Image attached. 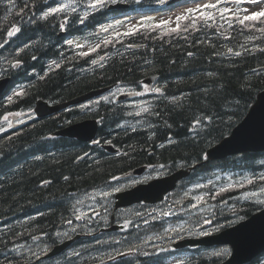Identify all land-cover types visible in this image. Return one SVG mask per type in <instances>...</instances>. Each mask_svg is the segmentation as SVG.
<instances>
[{
	"label": "trees",
	"instance_id": "16d2710c",
	"mask_svg": "<svg viewBox=\"0 0 264 264\" xmlns=\"http://www.w3.org/2000/svg\"><path fill=\"white\" fill-rule=\"evenodd\" d=\"M20 1L15 0L16 5L21 4ZM30 1L35 7L31 11L25 9L22 15H17L19 7L9 12L7 0L0 2V43L9 40L7 47L0 49V66L7 71L12 83H25L24 95L13 97L12 103L0 95V117L5 111L15 114L25 109L29 111L37 99L63 102L114 83L141 90V79L149 75L157 76L155 85L162 89L163 95L158 94L152 101L151 114L145 113L142 123H131V128L120 126L123 108L99 102L96 109L88 113L72 107L44 118L30 117L18 122L17 129L12 127L13 130L0 136V264L27 263L24 253L11 252L19 242L30 243L33 237H36L34 241L56 242V238H52L54 230L65 226L72 216L73 209L66 202L68 198L106 184L132 164L163 165L170 170L178 164L190 166L200 162L205 151L228 135L245 116L257 94L264 89V51L259 50L264 49V34L255 30L264 24L258 21L247 22L255 27H244L233 21V27L229 28L215 18L212 27L198 22L195 30L189 28L175 33L155 27L138 29L133 35L114 38V43L81 57L80 50L65 44L68 36L81 34L89 40L100 38L97 25L116 11H107L105 7L81 24L78 16L87 10L88 0H77L80 6L75 14L61 13L47 21L37 19L35 23H27L38 8H46L44 0ZM61 1L48 0L47 6L53 7ZM117 1L145 5L155 0ZM65 15L70 22L63 31L65 35L58 36L62 32L59 24ZM190 23L187 19L180 21L181 28ZM13 24L20 26L22 32L8 38L7 30ZM24 43H29L30 47L17 56L16 49ZM254 47L257 50L245 51ZM228 48L241 55L229 53ZM189 52L193 55L189 56ZM101 57H104L101 63H92ZM15 59L23 64L16 70L9 63ZM53 60L60 63L59 68H55ZM45 72L48 75L45 76ZM88 117L99 121L103 117L98 130L101 142L109 141L121 150L129 149L130 154L111 155L97 145L51 135L70 122ZM204 117H209L210 122ZM196 118L202 120V126L191 132L189 129ZM125 143L127 145L123 146ZM259 155L247 152L241 158L209 162L206 167L226 162L244 164L253 173L260 167L255 162ZM202 174L206 176L204 171ZM251 179L253 183L245 182L244 187H239V183L224 187L227 190L215 199L210 196L219 188L213 187L206 191L209 200L219 205L243 189L253 188L259 181ZM236 206L245 215L256 209L250 201ZM237 208L231 207V210ZM90 248L89 253L97 255L100 251L99 246ZM95 256L75 264H100ZM70 261L67 264H72ZM134 261L136 259L125 257L112 264H135ZM222 261L216 257L199 259L195 264H221ZM142 264H148L147 259Z\"/></svg>",
	"mask_w": 264,
	"mask_h": 264
},
{
	"label": "rangeland",
	"instance_id": "374dc122",
	"mask_svg": "<svg viewBox=\"0 0 264 264\" xmlns=\"http://www.w3.org/2000/svg\"><path fill=\"white\" fill-rule=\"evenodd\" d=\"M215 1H217V0H188L187 2H185L184 4H181L179 6H175V7L169 6L168 8H164L160 11V13L154 12L153 13L154 16L150 20H156L158 18H162L161 20L169 21V23L167 25H173V23L176 20V16L184 14L187 9L199 7L201 3H214ZM20 3L21 4L16 5V7H19V8H21L20 6L23 7L24 0L20 1ZM29 3H30V5L32 4L30 0H29ZM224 6H227L228 8L233 9V10H240L243 14H246L244 11L245 9H247V13L252 12L254 10H258L260 8H263L264 4H260L259 7H257L256 5H254L250 2L238 3V0H229L227 2V4L226 5L224 4L222 7H224ZM36 12H41V10L38 9V11H36ZM119 19H122V17H120ZM130 19H131V21L129 22L130 24L133 23V21H135L136 23H140L142 21V19H144V16L134 14V15L130 16ZM121 23H122V24H120L121 27H128L129 26V23L126 22V19L121 21ZM115 29H117V27L111 28L107 33H109L112 30H115ZM232 31H234V30H232ZM76 40H78V39H76ZM47 50H49V46H48ZM118 88H123V89H121V91H118ZM124 89L126 90L128 88H125V87L114 88L110 92L106 93L104 95L105 97H103V99H90L86 102L79 104L78 107L81 110H86V109H91V110L93 109L94 110V109H96V107L98 106V103L100 101L110 102V100H112L114 98V95H117L118 93L124 91ZM112 102H114V101H112ZM124 106L127 109L125 108L123 115L125 116V118H126V116L129 115L128 117H130L129 119L131 121L129 119H125V118H124L125 120H123V121L124 122L129 121L134 125L135 124L140 125L142 123V121H139V119L141 118L140 115L142 113L140 115H136V113L139 112L142 107H147V99H145V98L129 99L128 98L125 101ZM19 114L20 115H28L30 113H23L22 112ZM7 121L9 122V119H7ZM1 126H2V124H1ZM134 127H136V126H134ZM1 142L3 143V140ZM96 153L97 152H94V154H96ZM261 160H262V162H264V156H262L259 161H261ZM213 169H211L210 171H208L206 173L205 177L206 178L209 177V178H208V180H206L203 183V186L206 185L208 188H206V189L201 188L202 185L199 184L200 179L195 178V183H197L196 185H200V188L195 187L196 185H191V186L186 185L182 188V190H179V188H178L176 190V194H175L174 198L171 201L173 203L175 202V204L180 206L179 202L183 203L184 200L186 199V197L193 196V197H191L192 200H190V201L194 203V201H195L194 197H196L198 194L202 195L201 192L204 189H205V191H208V190L211 191L213 187H216L218 181H220V182H223V181L224 182H228V181L233 182L234 181V177L232 174L226 175V177H224V176L221 177V174L218 171L214 172ZM155 170L157 171V169H155ZM260 171L264 172V166L260 168ZM151 173H152V171H151ZM236 175L240 176V173L238 172V174H236ZM215 179H218V180H215ZM210 180L212 181L211 184H209ZM122 182L123 181H117L116 183H107L105 185H101L100 187L95 186L92 189L88 190V192L89 191H92V192L85 193V191H83L82 194H80V196L74 194L71 197H69L68 200L66 201L67 203L68 202L70 203L71 209H73V206L75 205L76 208L81 209V210L85 211L86 213H90V206H91V207L96 208L101 213V216H106L107 221H108L109 215L112 213L117 218V220H116L117 223H120V222L125 223V221L129 222L128 227H127L128 229L123 231L120 234H114L111 231H107V232L101 231V232H98L99 234L98 233L93 234L94 231L91 230L92 226L94 224L98 225V223H100V222L105 223V221L102 219H99V218L93 219L91 223H86L85 221H81V222L76 221L74 219V215H73V211H72V218L74 221L73 224L71 226L70 225L66 226L65 229L58 227L57 229L54 230L53 235H52V238L54 239L58 236L57 233H59V234H62L63 232L68 233L72 230L73 227H75L76 229H82L84 232H86L83 234L82 240L79 241L80 244L68 253L67 257L71 258V261L82 262L83 258L95 255V253H89L88 252V251L92 250L90 248L91 246H104L105 245L104 246V249L106 247L105 250L117 249L118 246H120L122 249L127 251L128 247L130 245H132V246H138L137 251H139V252H142V253L152 252V251H155V248L153 247L154 244L163 242L166 238L169 237L170 234L173 233L172 231L166 233L165 229L175 228L176 226L171 227L172 226L171 224L175 222V219H172V220L164 219V220H162L161 223L165 224V225L160 224V222H159V226L156 225V223H152V225L154 226L153 230H148V227H146V225H144V221L141 220V219H144L147 217L157 215V213L159 212V209H161V212H166L167 208H173V207L168 206V201H165V202L158 204V205H155V206H144V205L139 204V205H133L131 207H127V208H123V209H119V210H114L112 197L110 198V196H109V197H107V199H104L98 195V193L101 191H110L111 192V190L113 188L118 187ZM257 187L258 188L254 189L250 192H245V193L241 194L240 197L243 199L250 198L253 201H255L256 203L260 204L261 207H263L264 206V193H261L260 189L264 188V183L257 185ZM96 189H97V191H94ZM253 192H255L256 195H252ZM186 193H187V195H185ZM90 196L94 197V199H89ZM77 200H82L83 204H78ZM177 201H179V202H177ZM191 205H192V203H189L186 207H183V208L178 207L176 209V211L178 212L179 210H183V211H185L184 215L186 217L189 216L190 214H192L193 217L198 216V218L204 217L205 215L210 216L213 213V207L211 205H203V206H200V207L195 208V209L191 208ZM105 207L107 208L106 212L104 210ZM153 210H156V211H153ZM221 211H223V212L221 214H219L218 216H216V220H219L220 223L214 224L213 225L214 228H218L220 226L225 227L226 224H228V226H229V225L234 224L237 221H240V220L245 218L242 214L237 215V216H228L227 218H224V214L226 213V210H221ZM227 212H228V210H227ZM136 213H141V215L138 216V215H136ZM173 214L174 213H170V216H172ZM204 218H207V217H204ZM202 220L204 221V219H202ZM149 221H152V220L149 218ZM194 221H195V219H193V220L190 219L189 225H192V227H193ZM143 225H144V228H143ZM131 227H133V228H131ZM98 241H99V243H98ZM115 241H120V243H115ZM22 246H23L22 249L20 246H18L17 248L20 251V253H24V255L26 256V258H25L27 260L26 264H34L35 262H37V264H65L62 256H60L59 258H57V260H54V261H44L43 258H40V253H41L40 247H39V244L36 243L34 240L31 241V244L26 243ZM77 249L78 250L84 249L85 252L79 256L71 255V252H77ZM224 249H227L226 253L223 252ZM229 251H230V248L225 245V246H218V247L210 248L206 251V253L208 256H210V255H214L213 253L222 252L223 256H218V258L221 259V258L227 256L229 254ZM33 252L36 253V256L32 255ZM37 257H39V258H37ZM68 258H67V261L69 260ZM175 258H177V257L170 259V263L173 262ZM262 262H264V257H262ZM6 264H12V262H6Z\"/></svg>",
	"mask_w": 264,
	"mask_h": 264
},
{
	"label": "snow or ice",
	"instance_id": "6c2138e0",
	"mask_svg": "<svg viewBox=\"0 0 264 264\" xmlns=\"http://www.w3.org/2000/svg\"><path fill=\"white\" fill-rule=\"evenodd\" d=\"M0 2H3V0H0ZM117 0H88L87 4L85 5V8L87 10H85L82 14H80L78 16V22L83 24L85 22V20L94 12H97L105 7L108 6L109 3H116ZM228 0H217L216 3H201L199 7H196V8H189L186 10V12L184 14H181V15H178L176 16V27L175 28H171L169 29V32L170 33H175L177 31H188L189 28H192V29H196V26H197V23L198 22H202L204 24V26L206 27H212L214 24H215V16L213 14L212 11L210 10H217L219 12V15H220V19L224 20L226 24H228V27L229 28H232L233 27V21H235L236 23L244 26V27H255V25H249L247 22H259L260 24H264V8H260V10L258 11H252L250 14L247 13V9H245V13L243 15L242 18H239L238 16V12H232V10L230 8H228L227 6H224V7H221V4H227ZM245 2H250L254 5H256L257 7H259L260 4H264V0H238V3H245ZM158 3L160 4H164L166 3V0H158ZM44 4L47 8V10H43L41 11L40 15L37 17L35 12L32 13V15L29 17V20L27 21V23H35L36 20H44V21H47L50 17H55L61 13H77V8L80 6L78 3H77V0H71V2L69 3H58L57 6L55 7H51V6H47L48 4V0H44ZM7 5H9L8 7V11L11 12L12 11V8H15L16 7V3H15V0H7ZM32 7H35L34 4H31L29 3V0H24V4H23V7L20 8V11L17 13V15H22L25 13V9H30ZM225 14H230V15H225ZM190 20L191 23L183 28H181V25H180V21L182 20ZM209 21H211L212 23L209 24ZM69 18L67 15H65L63 17V22H61L59 24V29L60 31H66L67 30V25L69 24ZM169 21L167 20H162L160 21V24L159 25H156V27H160L162 25H166L168 24ZM116 24H121V21L117 20L116 21ZM112 27H114L112 24H109L107 27L101 25L100 28H99V31L100 32H108L109 29H111ZM255 30L256 31H259L260 33L264 34V27H255ZM138 31L137 27L135 25H133L132 27H130L127 31L123 32V33H120V32H117L116 33V36L119 37L121 35L123 36H130V35H133L135 34L136 32ZM22 32V28L20 26H17L16 24H13L8 30H7V37L8 38H13V37H16L17 34H20ZM225 39H228L227 36H224ZM9 43V40H4L3 43H0V49L4 48L6 44ZM66 43L72 47L74 46L75 48L79 49V48H82L83 45L82 44H79V43H76L75 41L73 40H67ZM114 43V40L113 39H109V38H105L103 40H101L99 43H95L94 46H89V50L87 52H79V56L83 57V56H87V55H90V53L92 52H95L98 48H101L102 46H107L109 44H112ZM30 47V44L29 43H24L23 44V47H18L16 49V55L19 56V54L21 52H23L25 49L29 48ZM257 50L255 47L253 49H245V51H255ZM260 51H264V49H259ZM228 52L229 53H233V49L232 48H228ZM235 56H240L241 55V52H234L233 53ZM189 56L193 55V53L189 52L188 53ZM34 60L36 59L35 56L32 57ZM101 59H103V57H101ZM10 63V67L12 68H19L21 66V63L22 61L19 60V59H15ZM93 64L96 63L95 60L92 61ZM52 64L55 66V68H59L60 67V63H57L55 60L52 61ZM50 70L51 67H50ZM253 71L255 72V69H253ZM48 75L47 72H45V76ZM209 75H212L211 73H209ZM40 79H43V77H40ZM118 91H121V89H118ZM144 92L147 93V92H153V93H156V94H160V95H163L162 93V89L160 87H154V88H148V87H145L144 88ZM135 95L139 96V95H142L143 93L141 92H135L134 93ZM24 95V90L21 88L17 91H14L13 94L11 96H8L6 99H7V102L8 103H12L13 102V97H20V96H23ZM177 99L176 97H173V100ZM141 113H149V108L148 107H142L140 109L139 112L136 113V115H140ZM151 114V113H149ZM16 115H20L19 113H17ZM3 119L5 121H7V116H4ZM205 120H208L210 122V118L209 117H204ZM100 123H103V117H101ZM9 123V126H11V122H8ZM202 126V120L200 118H196L192 121V126L191 128L189 129V131L191 132H195L196 128L197 127H200ZM0 131H4L3 128H0ZM133 131H135V129H133ZM169 142L171 143V139H169ZM92 143L93 144H100L101 141L100 140H92ZM104 143H110L109 141H104ZM207 157H205L206 159ZM161 168H163L164 166L163 165H160ZM65 180L68 179V177H65L64 178ZM113 179H117L116 177H113ZM257 179L259 180H264V175H260L259 177H257ZM248 183V184H252L253 183V180L252 179H248V178H245V181L243 182H240L239 183V187H244V184ZM212 181L210 180L209 181V184H211ZM197 187H200V185H197ZM229 188L232 187L231 184L228 185ZM227 189L224 188V187H220L219 188V191L211 194L210 198L211 199H215L217 195H220L221 193H223L224 191H226ZM120 191V188L119 187H116V188H113L110 191H101L98 193L99 196H101L102 198L104 199H107V197H109L112 192H119ZM260 192L261 193H264V188H261L260 189ZM187 195V193L185 194ZM252 195H256L255 192L252 193ZM89 199H94V197L90 196ZM167 199V198H166ZM196 203L192 204L191 205V208L195 209L197 208L200 203L202 201H204V197H201V196H196L194 197ZM178 202V201H177ZM77 203L78 204H83V201L82 200H77ZM105 212L107 211V208L105 207ZM153 211H156V210H153ZM161 215L163 216H168L170 215V211L168 212H163V213H160ZM73 215H74V219L76 221H85L86 223H91L93 219L95 218H99V219H102L105 221V223L107 222V218L106 216H101V213L94 207H91L90 206V213H86L85 211L81 210V209H78L75 207V205L73 206ZM136 215H141V213H136ZM153 219H155V217H153ZM66 223L68 225H72L73 224V220L69 219L66 221ZM145 224L148 223L147 220L144 221ZM204 223L207 224V223H211L210 220H207L205 219L204 220ZM128 224L129 222L128 221H125V223L121 226L122 228L126 229L128 227ZM183 227L180 226L179 229H176V228H172V229H165V232H169V231H172V232H178L179 231H183ZM72 231H76V228L73 227L72 228ZM200 235H208L209 233L207 232H204V231H201V233H199ZM57 235H60L59 233H57ZM63 235H67V233H64ZM33 239L35 240L36 237H33ZM99 243V241H98ZM115 243H120V241H115ZM138 250V246H132L130 245L127 249L126 252H123V251H120V250H115V255L116 256H124V255H128V254H131L133 252H136ZM224 253L227 252V249H224L223 250ZM214 255H217V256H220L222 255L223 253L222 252H216V253H213ZM33 256H36V253L33 252L32 253ZM71 255H74V256H79V253L78 252H73L71 253ZM145 255H147V253H145ZM39 258V257H37ZM108 258L111 260V259H115V256H113L111 253L108 254ZM177 264H184L183 260H180L178 259L177 260Z\"/></svg>",
	"mask_w": 264,
	"mask_h": 264
},
{
	"label": "water",
	"instance_id": "95a60500",
	"mask_svg": "<svg viewBox=\"0 0 264 264\" xmlns=\"http://www.w3.org/2000/svg\"><path fill=\"white\" fill-rule=\"evenodd\" d=\"M152 80L153 77L144 79L143 82L150 83ZM107 89L108 87L89 90L60 103H48L40 99L35 103L34 112L37 118H43L71 105L98 96ZM126 97L127 95H122L121 98L124 99ZM97 130L98 122L90 118L69 124L57 130L55 134L75 137L81 142H86L95 136ZM108 149H111V147L109 146ZM260 149H264V91L259 94L257 102L252 106L243 122L233 130L229 137L209 149L207 155L210 158H218L237 151ZM164 190L167 189L159 184L150 187L149 192H144L145 188H139L119 193L117 197L120 199L119 205H125L141 198L145 200L159 199ZM187 243L204 245L229 244L232 248V254L227 259L226 264H240L249 261L264 251V208L218 234L208 238L187 240Z\"/></svg>",
	"mask_w": 264,
	"mask_h": 264
},
{
	"label": "bare ground",
	"instance_id": "6f19581e",
	"mask_svg": "<svg viewBox=\"0 0 264 264\" xmlns=\"http://www.w3.org/2000/svg\"><path fill=\"white\" fill-rule=\"evenodd\" d=\"M52 28V27H51ZM4 98H6V97H4ZM36 103V102H35ZM56 103V102H55ZM111 104V103H110ZM34 107H35V104H34V106H33V108L31 109V110H29V111H27V109H25V111H22L23 113H32V112H34ZM90 110L91 109H86V110H81L80 109V111H82L83 113H88V112H90ZM13 112V111H12ZM21 112V113H22ZM96 113V112H95ZM82 115V114H81ZM129 116V115H128ZM95 118V117H94ZM79 121V120H78ZM78 121H75V122H78ZM75 122H70V123H68L67 125H69V124H72V123H75ZM239 122V121H238ZM238 122L235 124V126L238 124ZM67 125H65V126H67ZM64 126V127H65ZM125 126H128L129 128H131V126L130 125H125ZM234 126V127H235ZM12 127H15L14 125H12L10 128H12ZM233 127V128H234ZM0 128H2V126H1V123H0ZM9 128V129H10ZM61 128H63V127H61ZM61 128H59L58 130H60ZM232 128V129H233ZM231 129V130H232ZM57 130H54V131H52V133H54V132H56ZM104 153V152H103ZM111 157V156H110ZM157 167V169L158 170H160V171H165V170H169L167 167H163V168H161L160 166H156ZM173 169H175V170H178L179 172H181L183 175H185V174H190L192 171H193V165H186V164H178L177 166H175ZM175 170H172V169H170L169 171H171V172H174ZM211 170V169H210ZM209 169H205L204 170V172H205V174L208 172V171H210ZM213 171L214 172H216L217 170L216 169H213ZM174 174H177V172L175 171V173ZM212 176V175H211ZM209 178V177H208ZM208 178H206L207 180H208ZM218 178V177H217ZM215 180H218V179H215ZM197 183H193V185H196ZM205 189L206 188H208L206 185H204L203 186ZM195 189V188H194ZM94 191H97V189L96 190H94ZM90 192H92V191H85V193H90ZM95 193V192H94ZM80 194H82V193H79V196H80ZM83 200V199H82ZM165 204V203H164ZM73 211V210H72ZM88 211V210H87ZM114 211V210H113ZM72 217V216H71ZM152 223H153V221H149L147 224H145L146 225V227H148V230H153V228H154V226L152 225ZM149 224V225H148ZM155 230V229H154ZM97 238V237H96ZM101 239V238H100ZM128 242V241H127ZM36 243H38L37 241H36ZM132 243V242H131ZM28 244H31V242L30 243H28ZM114 245V244H113ZM134 245V244H133ZM107 246V245H106ZM100 247V246H99ZM114 247V246H113ZM30 248V247H29ZM108 248V247H107ZM127 248V247H126ZM99 249V248H98ZM105 249H106V247H105ZM104 249V250H105ZM101 250V249H100ZM71 253H73V252H71ZM98 254L100 253L101 254V251H98L97 252ZM26 258V257H25ZM227 258H228V256H225V257H223L222 259H223V261H222V263L224 262L225 264H226V261H227ZM44 262V261H43Z\"/></svg>",
	"mask_w": 264,
	"mask_h": 264
},
{
	"label": "flooded vegetation",
	"instance_id": "af4514ba",
	"mask_svg": "<svg viewBox=\"0 0 264 264\" xmlns=\"http://www.w3.org/2000/svg\"><path fill=\"white\" fill-rule=\"evenodd\" d=\"M138 165V164H137ZM155 170V169H154ZM176 207H178L177 205H176ZM149 218H151V217H147V220L149 219ZM149 225V224H148ZM183 231H185V233H186V230H183ZM104 233V232H103ZM197 233H187V234H185V235H183V236H186V235H196ZM178 236H180V235H182V232H178V234H177ZM173 249V248H172Z\"/></svg>",
	"mask_w": 264,
	"mask_h": 264
}]
</instances>
